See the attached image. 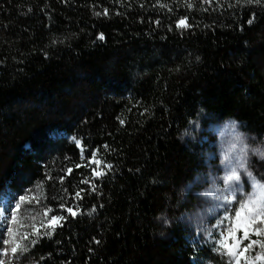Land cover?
<instances>
[{
	"label": "trees",
	"instance_id": "obj_1",
	"mask_svg": "<svg viewBox=\"0 0 264 264\" xmlns=\"http://www.w3.org/2000/svg\"><path fill=\"white\" fill-rule=\"evenodd\" d=\"M203 114L264 142V0H0V197L77 210L27 264H220L179 224Z\"/></svg>",
	"mask_w": 264,
	"mask_h": 264
},
{
	"label": "rangeland",
	"instance_id": "obj_2",
	"mask_svg": "<svg viewBox=\"0 0 264 264\" xmlns=\"http://www.w3.org/2000/svg\"><path fill=\"white\" fill-rule=\"evenodd\" d=\"M182 1L191 4L198 0ZM199 1L204 4L209 3L211 0ZM185 139L193 142L199 141L205 145L201 152L205 159V167L188 187V192L192 193V199L187 201V209L179 217V224L186 232L188 242L195 249L209 248L218 256L220 264H229L230 258L222 254L220 241L223 239L222 234H227V229L233 221L225 218L233 217L240 203L254 193L253 180L238 165L242 160L246 161L247 172L252 173L255 181L264 184V142L251 145L249 136L243 132L239 122L231 119L215 122L204 114L192 122ZM69 140L83 151L80 140L75 137H70ZM93 157L96 161H99V164L93 162ZM93 157L84 165L93 177H97L108 167L96 154ZM233 167L237 168L241 180L238 184L234 182L230 187L225 182V177L230 174ZM233 190L235 202L228 203L226 198L231 199ZM26 197L29 198L30 202L23 203L18 214L19 224H23L24 227H19V224L11 226L7 222H0L3 241L7 239L5 230L10 226L19 228L21 233H31L33 226H35L43 235L44 232L51 231V228L48 227V221L52 217H64L65 214H69L68 208H71L77 214V210L73 208L74 206L68 207L66 204L59 208L51 206L43 200L41 193H38V191L30 190ZM53 200L56 201L57 199L54 198ZM19 202L20 198L13 200L8 194L0 197V211H2L5 221L10 220L11 210ZM49 209L51 211H48L45 215V211ZM244 216L245 214H242V221ZM222 221L223 223H221ZM61 223L62 220L57 223L56 227ZM236 235L242 237L243 232L237 231ZM35 238L36 236H30V239ZM251 239H264V237L251 236ZM229 243H231V237ZM248 243V240H244L239 244V247L243 248ZM3 246L4 249H10V246L6 243H3ZM259 251L258 248H254L245 256L251 260ZM2 260L5 264H9L10 260L11 264H27L30 262V260L24 258V255L20 256L19 259L11 258V255L3 256ZM241 264H243V258H241Z\"/></svg>",
	"mask_w": 264,
	"mask_h": 264
},
{
	"label": "snow or ice",
	"instance_id": "obj_3",
	"mask_svg": "<svg viewBox=\"0 0 264 264\" xmlns=\"http://www.w3.org/2000/svg\"><path fill=\"white\" fill-rule=\"evenodd\" d=\"M249 3H260V0H248ZM252 21L250 20L249 23ZM178 27H188L185 20H181L178 24ZM99 39L103 40V35L99 36ZM123 123V121H121ZM79 143V141H77ZM93 162L99 164V161H96L93 157ZM110 167V166H109ZM239 168H243L249 178L253 180V188L254 193L248 199L242 201L239 205V208L236 210L235 215L233 217H226L225 219H231L233 223L228 227L227 234H222L223 239L220 241V249L222 250V254L227 255L229 259V264H241V258H243V264H264V239H251V236H256L258 238L264 237V184L255 181L254 177H252L251 172H247L246 161H241L238 165ZM71 172V169L68 170ZM101 174V173H97ZM241 180V176L237 171L236 167H233L230 171V174L225 177V182L231 185L235 183H239ZM87 183V181H85ZM76 196L79 197L80 193L77 192ZM227 199L228 203L235 202V193L233 190V195L231 199ZM25 202H30L28 197H20V202L15 204L14 208L11 210L10 220L5 221L3 218L2 211H0V222H7L11 226H16L19 224L18 214L20 212L21 205ZM49 210L45 211V215H47ZM67 211L71 215H75L76 213L68 208ZM242 214H245L244 219L242 221ZM64 217H52L51 220L48 221V227L51 228L52 231H55V227L60 220H63ZM223 223V221L221 222ZM8 227L5 231L7 234V239L2 241V243H6L10 246V249H4L2 255L9 256L13 259H19L20 256H23L29 250V245H35L36 240L30 239V236H40L41 232L39 229H36L33 226V230L31 233L19 231V228ZM19 227H24L23 224H19ZM237 231H242L243 236L237 237ZM51 233L46 231L43 235H50ZM231 237V243H229V238ZM244 240H248L249 243L244 245L243 248L239 247ZM23 241H28V244H24ZM258 248L260 251L258 254L254 255L251 260L245 256L250 250ZM235 249V250H234ZM0 264H5L3 260H0ZM11 264V260L9 261Z\"/></svg>",
	"mask_w": 264,
	"mask_h": 264
}]
</instances>
